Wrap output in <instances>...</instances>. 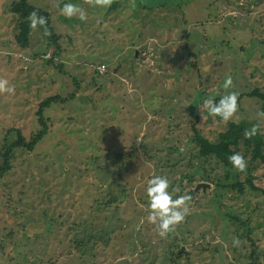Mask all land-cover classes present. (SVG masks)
<instances>
[{
	"label": "rangeland",
	"instance_id": "1",
	"mask_svg": "<svg viewBox=\"0 0 264 264\" xmlns=\"http://www.w3.org/2000/svg\"><path fill=\"white\" fill-rule=\"evenodd\" d=\"M16 1L0 0V78L15 88L0 94V149L12 129L30 141L43 129L40 104L60 100L45 110L49 132L34 152L17 151L0 177V264H254V252L264 264V163L242 145L259 190L214 187L203 176L217 184L226 172L193 141L194 127L214 141L240 121L264 136V101L248 97L264 95V0H117L115 10L116 0L107 9L29 0L51 15L58 55L38 29L31 47L18 46ZM66 3L87 20L61 15ZM232 91L239 111L218 123L203 101ZM154 176L180 189L174 198L198 183L211 188L166 238L144 219ZM182 248L187 256L173 262Z\"/></svg>",
	"mask_w": 264,
	"mask_h": 264
},
{
	"label": "trees",
	"instance_id": "2",
	"mask_svg": "<svg viewBox=\"0 0 264 264\" xmlns=\"http://www.w3.org/2000/svg\"><path fill=\"white\" fill-rule=\"evenodd\" d=\"M118 6V1L112 5V9L115 10ZM164 6V5H163ZM178 6V5H177ZM180 6L177 8L179 9ZM32 11H37L40 16H44L47 19V28L51 33L50 36H45L42 28H37L40 30L44 39L48 43V49L55 48L54 55H58L60 50V45L58 44L60 37L57 36L55 29L52 27L51 15L48 11L41 8H37L30 4L29 0H17L10 8L12 15L17 17L18 20V33L15 36L16 43L22 49H27L31 47V35L34 30L30 29L29 22L27 17ZM38 55H35L37 57ZM49 63V62H48ZM51 64V62H50ZM248 97L260 98L264 101V95L259 93V91L254 92ZM220 97L216 98L218 101ZM60 97L49 98L43 103L40 104V110L37 113L39 124L42 126L37 134L32 136L31 140L28 141L23 133L19 130L12 129L8 132V137L5 139V142L2 144L0 149V177L4 178L13 168L12 161L15 158V153L17 151H27L34 152L38 144L44 139L48 134L49 128L45 122L44 112L47 108L52 105H55L59 102ZM218 123H224L225 121L221 120L220 117H214ZM253 126L249 125L247 122H228L227 129L225 132L219 134L214 141H210L204 137L197 129L194 127V136L193 141L199 147V157L204 161L208 162L210 160H215L217 163L223 166L226 176L224 179L220 180V183L214 184L210 177L206 178L205 175L201 181L209 179L208 181L213 184V186L218 188H230L234 191H237L240 195H244L246 188L249 187L252 191H258L259 189L255 187L253 178L251 175V170L249 167L246 168V171L241 173L237 172L233 166L229 163L228 157L234 153H240V147L243 145L249 151V154L252 157V161H261L264 163V136L260 135L258 132L251 139H246L244 132L246 129L250 130ZM14 136V137H13ZM15 138V139H14ZM246 175V182L241 181V176ZM232 182V183H231ZM195 185V177L189 176L188 187L193 188ZM182 188V184H181ZM187 191V189H186ZM186 191L181 189L180 195L185 194ZM210 194V193H209ZM203 195V194H202ZM201 195V198L203 196ZM122 195L115 196L110 199V205L116 203L119 199H122ZM204 199V198H203ZM108 203V204H109ZM226 218L228 216H225ZM230 218V217H228ZM244 225V224H243ZM172 234V233H171ZM253 232L249 229L247 234V239L252 242L253 247H256L253 241ZM172 260L177 262V260L182 259L185 255L180 253L178 249H173ZM256 253L252 254L251 259L255 260L254 264H260L258 257L255 258Z\"/></svg>",
	"mask_w": 264,
	"mask_h": 264
},
{
	"label": "clouds",
	"instance_id": "3",
	"mask_svg": "<svg viewBox=\"0 0 264 264\" xmlns=\"http://www.w3.org/2000/svg\"><path fill=\"white\" fill-rule=\"evenodd\" d=\"M114 0H85V3L93 8L107 9L111 7ZM59 7V5H57ZM60 14L66 19L78 18L81 21L87 20V11L78 4L66 3L60 9ZM27 20L29 27L32 30L42 28L45 36H50L51 33L47 28V19L40 16L37 11L29 13ZM106 66H101L99 69L103 72ZM233 87V80L231 75H227L223 84L225 90ZM14 86H9L7 79L0 78V94L9 93L14 94ZM209 116L220 117L221 120L227 122L233 120L239 111L238 93L235 91L227 92L221 96L217 101L214 97L204 99L202 104ZM258 117L264 119V112L257 113ZM258 132V126L253 127L244 132L246 139H251ZM229 163L237 172H245L247 168V161L240 153H234L228 157ZM170 182L165 176H154L147 181L146 195L148 198V215L147 222L155 225L156 233L161 238H166L170 233L175 232L177 226L183 223L190 213V206L192 202V195L185 193L174 198V193H178L180 189H170ZM144 220H141V224ZM234 245H238L239 241L234 240Z\"/></svg>",
	"mask_w": 264,
	"mask_h": 264
},
{
	"label": "water",
	"instance_id": "4",
	"mask_svg": "<svg viewBox=\"0 0 264 264\" xmlns=\"http://www.w3.org/2000/svg\"><path fill=\"white\" fill-rule=\"evenodd\" d=\"M210 185H207L205 183H198L193 190L189 191L188 194L192 195V197L198 195V193L201 191L203 195L207 194V191L210 190ZM181 253H185L187 256V253L185 252L184 248L181 249Z\"/></svg>",
	"mask_w": 264,
	"mask_h": 264
},
{
	"label": "built area",
	"instance_id": "5",
	"mask_svg": "<svg viewBox=\"0 0 264 264\" xmlns=\"http://www.w3.org/2000/svg\"><path fill=\"white\" fill-rule=\"evenodd\" d=\"M101 66H105V65H100V66H98L96 70H97V73H98V74H100V75H104V74H106V72H107V68H106L103 72H101V71L99 70V69L101 68Z\"/></svg>",
	"mask_w": 264,
	"mask_h": 264
}]
</instances>
